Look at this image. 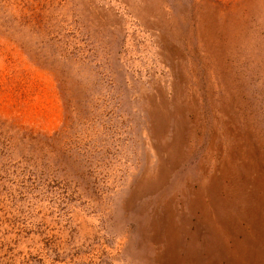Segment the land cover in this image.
I'll return each instance as SVG.
<instances>
[{"label": "rangeland", "instance_id": "rangeland-1", "mask_svg": "<svg viewBox=\"0 0 264 264\" xmlns=\"http://www.w3.org/2000/svg\"><path fill=\"white\" fill-rule=\"evenodd\" d=\"M0 264H264V0H0Z\"/></svg>", "mask_w": 264, "mask_h": 264}]
</instances>
